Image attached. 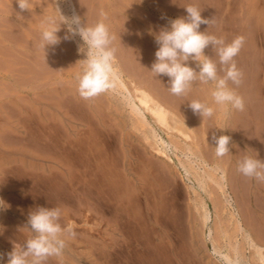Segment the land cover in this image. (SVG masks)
<instances>
[{
    "label": "rangeland",
    "instance_id": "rangeland-1",
    "mask_svg": "<svg viewBox=\"0 0 264 264\" xmlns=\"http://www.w3.org/2000/svg\"><path fill=\"white\" fill-rule=\"evenodd\" d=\"M34 1L42 6H39L40 8H45L49 0ZM85 1L84 8H88H85L88 15H86L83 20L86 18L84 20L86 24L93 25L98 21H102L106 24L111 36H115L113 38L115 43L112 40L113 43H111V47L117 50L114 51V54L116 52L115 55L119 54L121 55L120 58H124H122L121 61L124 60L128 62L129 57H132L136 52L139 53L140 56L145 57L144 61L147 63L148 72H150L149 79L146 83L148 84L147 86L151 89L156 87L162 88V90H164L163 95H165V91L169 89L163 86L164 82H159L161 76L157 77V75L150 70L151 64L155 58L152 59L154 57L153 52V55L151 57L149 56L151 55V50L155 52L157 44L152 35L150 36L149 34V36L147 35L144 39V36L136 35L134 30L137 32V29H141L142 31L145 30L144 32L147 33L148 29L151 27H148L149 22L152 25L156 18H159V20L163 18L161 21L165 22L164 24L166 25L169 18L185 15V9L170 4L169 0H143V3L139 4L135 3L134 0H127L128 3H126V0H116V2L118 1L117 3L115 0H87L88 4ZM103 1L104 4L102 3ZM176 2L180 5L195 4V6L202 10V16L210 18L208 25H200L201 31H205L217 37H224L226 41H231L236 36H242L244 38L243 45L239 53L234 57V60L238 68H243V71L241 70L242 72L246 70V74L242 73V75H245H243L244 77L242 76L241 79V81L244 80L246 82L244 83L243 81L241 84L237 85V87H241H239V89L235 88L236 85H232L231 82H229L230 86L233 87L240 96L243 95L242 97H244L245 95L244 98H246V102L243 98L245 106L242 109L243 111H241V109L232 108L230 105H228V107L216 105L211 97V91L214 86L213 83H204V87V85H202L203 82L198 80L194 81L196 82V87H194L197 90L195 93L197 96L193 98V100L197 99L211 106L214 112L210 117L206 116V118H201L199 114L198 116L197 113L194 114L193 110L187 106L192 100H190V96L184 95V93L183 96L181 94L179 96L172 93L174 97L169 100L170 104L168 102L166 103L167 107L171 108V114L168 120L169 124L173 125L178 117H183L187 124L190 125L189 135L191 139H187L186 142H196L198 145L194 146V144H192L190 147L192 150L200 152V149H203L201 148L203 146L202 139L206 138L208 142L210 140L209 147L211 150V159H209L213 161L212 165L213 163H223L222 165L228 169L226 174L228 186L225 185V193H222L212 180L205 177L206 174H203L202 171L207 170V167L198 163L199 160L192 155L190 156L189 151L185 149L186 145L184 142L180 141V138H177V133L174 130L156 125L147 111L142 113L146 116L145 123L148 125L141 122L140 112L135 114L130 112L128 106L123 103L121 94H117L116 91L108 90L97 95L99 97L98 101H104L101 103V107L97 109L98 115L96 119L99 118L98 123L100 122V124L96 122L95 124L89 123L91 121L93 123V119L95 118H92L91 121L88 120L91 119L90 114L88 113L87 115L88 110L79 103H74L72 99L68 98L62 99V101L53 99L56 105L53 109H50V113L47 116L44 114L39 115V117H41L39 125L34 122V118L28 117L26 120H22V127L20 126L21 131L19 132L15 130L8 131L6 129L2 118L4 116L0 110V117L2 116V119L0 118V197H3V199L11 205L8 209L0 211V225L4 226L3 234H0V254L7 253L11 250L12 241L14 243L23 244L25 239L30 235L27 227H20L18 229V226L26 222L29 209H34L38 206H46L61 208V223L72 224L74 226L75 236L68 239L66 247L60 257H51L45 264H228L222 256L214 251V248H219L222 253H228L231 258H234L232 246L237 247L239 250V264H261L257 259V254L254 252V249L248 242H244L242 231L237 230L235 222L237 220L243 227L247 226V228L253 229L252 231H255L264 251V181H257L253 177L245 176L237 169L238 161L247 154L250 156L254 155L253 157L258 154V158L264 159V0H176ZM111 5H113L114 8L111 7ZM90 6L93 12H95L91 15L89 14L91 9L89 8ZM104 7L106 8L104 9ZM155 8L157 12L154 11L156 10ZM103 10L108 12L106 13L107 16L109 15L108 17L103 16ZM118 13L121 15L118 16ZM110 14L113 15L111 16ZM141 14L142 16H140ZM133 15H137L140 19H137L138 17ZM51 17L50 20L55 18L53 15H51ZM40 18L42 19L41 21ZM46 19L47 18L40 16L37 19L35 18L34 21L37 25L46 26L50 21ZM56 20L57 18H55V21ZM118 23L120 24L117 25ZM138 24L140 28L139 26H133ZM132 26L133 30H131ZM60 30L59 33H65L66 31L63 26ZM110 30H113L114 33ZM116 36H120L117 37L118 41H116ZM149 37H151V40ZM119 39H121L120 41L122 44L118 43ZM148 39L151 42H148ZM71 42H74V40L72 39ZM129 42L133 47L138 45V49L134 48L132 50L131 45H127ZM141 42L145 48L141 45ZM147 44H149V46ZM70 46L71 44L67 49L69 53L67 54V58L63 60V63L52 65V70L48 73L52 75L50 82H52L53 85L57 86V82L60 83V81H63L65 85L77 89V78L82 71L79 69V64L71 53L72 50ZM208 47L204 49V52L207 54L210 51L207 55L211 56L213 60L218 61L215 50L212 49L211 45ZM127 49L130 51L127 52ZM146 49L148 50L146 51ZM149 50L150 53H148ZM142 51H144V53ZM115 55L114 58H116ZM146 59L150 61L147 62L148 60ZM124 61H122V63H124L123 65L126 67L130 61L128 63ZM190 63H193V67H196L194 62L190 61ZM127 66L128 69L130 64ZM217 67L218 75H221L223 71L220 70V65ZM150 75L152 77L154 76L153 79ZM155 76L160 79L157 80ZM122 78L132 91L133 83L130 82V77L124 75ZM21 80L24 82L26 79L23 78ZM150 83L155 85H151ZM158 83L159 85L162 84L163 87L161 85L159 87ZM166 96L167 94L165 97ZM178 99H180L181 102ZM67 105L70 109H68ZM107 105H109L108 109ZM102 106L104 108H102ZM180 107L182 109H180ZM184 108L186 109L183 110ZM241 112L243 114H241ZM253 117L256 118V121ZM192 118L195 119L193 120ZM207 119L209 124H207ZM25 123L27 125H25ZM88 123L90 125H88ZM111 123L113 125H111ZM256 123L257 126L255 125ZM36 126H39L38 129ZM53 126L55 128H53ZM25 127L28 128L27 133L26 131L24 133V130H26ZM48 127H51V129ZM95 127L98 129L96 130ZM41 128L44 129V132ZM93 128H95V131ZM39 129L46 135L49 134L51 136L52 134V136L49 137V135H44ZM84 130L88 133L85 134ZM82 131H84V133ZM37 132L41 134H36ZM9 133L12 134L10 135ZM31 133H33V135ZM144 134L147 135V138H144ZM213 134L217 136L220 134L232 136L229 145L230 151L223 156H217L215 153L214 141L212 139ZM14 135L18 136L16 137ZM22 135L25 136V139H27L26 141L25 139L23 140L24 137H22ZM40 135H43V139L45 137L43 141ZM64 135L66 137H64ZM236 135H239L238 138ZM253 135L256 138L253 137ZM126 136L129 137L131 144L128 145L125 150L123 145H121V137L124 138ZM38 137L41 139L37 140ZM47 137H49L47 139V143L49 142L48 144L46 143ZM160 138L164 142L166 154L171 160L175 162L176 160H180L189 168L193 165L196 167L197 165L200 166L196 171H198V175L205 179V190L202 191L197 188L196 183L194 184L195 189L190 188L189 185L192 183L187 179L183 168L180 166H178L181 171L180 175L171 174L168 177L156 171L155 167L160 161L162 162V160H166L169 165H173L171 161L158 154L154 149L157 144L159 147H163L160 143ZM52 139H54V141H52ZM33 141L36 144H34ZM37 141H40L39 144ZM15 142H17L16 145ZM26 142L33 144V147ZM118 142H120V145ZM54 143H57L58 145H56L59 147L56 148ZM45 144H47V146ZM96 144L97 146H95ZM41 145L48 148L51 146L48 149L50 153L58 151L52 155L47 148H44L43 151H48V153L45 154L46 152L44 153L42 151L43 147L40 148ZM239 146L241 148H239ZM36 148H40L42 153H40V149L36 150ZM67 148L68 150H66ZM119 148L121 150H119ZM252 148H256L257 150ZM116 151L120 156L115 153ZM139 151H141L142 154H140ZM125 155L132 158V171L136 172V175L142 180H145L143 182H145L146 188H141L135 193H133L131 189L132 187L129 181L130 176L125 174V168L127 166ZM59 158L61 159L59 160ZM151 160L153 161L150 163V166H148ZM120 161H122V163ZM147 162L148 164L146 165L145 163ZM154 163L155 165H153ZM138 168L140 170H138ZM53 169L55 170V174ZM154 171H156V173ZM146 172L148 173L146 174ZM231 173L234 175V179ZM165 177L168 178L166 179ZM171 177L173 179H171ZM212 177L213 179H217V172H213ZM241 183L243 185H241ZM144 189L146 191H144ZM70 193L73 194V197ZM226 197L228 201L225 200ZM123 199L126 200L124 201ZM201 203H204L209 211L210 217L207 222H203L201 218ZM186 223L188 225H186ZM196 231L199 234L196 233ZM119 234L121 239H119ZM191 247L192 250H190ZM194 248H197L198 251L195 252L193 250ZM6 259L7 256L4 255L3 260ZM232 264H234V262H232Z\"/></svg>",
    "mask_w": 264,
    "mask_h": 264
},
{
    "label": "bare ground",
    "instance_id": "bare-ground-1",
    "mask_svg": "<svg viewBox=\"0 0 264 264\" xmlns=\"http://www.w3.org/2000/svg\"><path fill=\"white\" fill-rule=\"evenodd\" d=\"M84 1L85 0H49L45 6V8H40L42 6H40V4H38L36 1L34 0H31V4H30V11L28 10H20L17 3H16V0H0V110L2 111V114L4 117L3 118V122H4V126L6 127V129L9 131H21V128L20 126L22 127V123L21 121L24 119L26 120L28 117L29 118H34V122L38 123L39 125V122H40V118L39 115L40 114H44V115H48L50 113V109H53L54 106L56 105L55 102L53 101V99L57 100V101H62V99H72L75 102L79 103L82 107H84L85 109H87V115L88 113L90 114V118L91 119H88V120H92V118H95L93 119V123L92 121L89 122L91 124H95L98 123L99 121V118L96 119L97 117V112L100 107H101V103L104 102V101H98L99 100V97L96 95L94 97H91V98H88V99H83V97H81L77 91L76 88H72V87H69L67 85L64 84V82L60 81L56 83L57 86L53 85L52 82H50V79H51V74L50 73V70L51 69V66L52 65H55V64H62L63 63V60H65L67 58V54L69 53L68 52V48H69V45L71 44L70 48L72 50V55L74 57L75 60H77L78 64H79V69L82 71V62L81 61H78L79 59L83 58V54L82 53H78L77 51V47L78 45L81 43V40L79 38V36H74L73 38L71 39H68V40H64L62 39L61 42L54 46L53 47H48L46 49V55L44 54V51L43 49H41L39 47V40H40V32H41V29L44 27V26H40V25H37L35 24L36 22L34 21V19L36 18H39L40 16L42 17H45L47 18L46 20H50L51 15H53V17L57 18L56 21H58V19H60V13H59V10L58 8L60 9L61 13L65 16H68V17H71L73 15H79L82 20L83 18L88 15L87 14V11L85 10L88 9L87 7L84 8ZM124 1V0H123ZM130 1V0H129ZM148 1V0H147ZM39 2V1H38ZM87 3V0L85 1ZM116 2V0H115ZM118 2V1H117ZM116 2V3H117ZM161 2V1H160ZM96 3V2H95ZM104 4V1L102 2ZM126 3H128V1L126 0ZM149 3V2H148ZM151 3V2H150ZM44 4V3H43ZM88 4V3H87ZM111 4V3H110ZM92 5V4H91ZM130 5V4H129ZM152 5V4H151ZM40 6V7H39ZM94 6V5H93ZM96 6V4H95ZM104 6V5H103ZM124 6V5H122ZM44 7V6H43ZM58 7V8H57ZM111 7L114 8L113 5H111ZM118 7V6H117ZM40 8V9H39ZM91 8V6L89 7ZM97 8V7H96ZM106 7H104L105 9ZM127 8V7H126ZM157 8V6H156ZM155 8V9H156ZM161 8V7H160ZM133 9V8H131ZM159 9V8H158ZM98 10V9H97ZM136 10V9H134ZM138 10V9H137ZM140 10V9H139ZM96 11V10H95ZM104 11V10H103ZM128 11V10H127ZM130 11V10H129ZM143 11V10H142ZM141 11V12H142ZM155 12H157V9L154 10ZM159 11V10H158ZM98 13H100L99 11H97ZM119 12V11H118ZM134 12V11H133ZM137 12V11H136ZM95 12H93L92 8L90 9V15L93 14ZM102 13V12H101ZM108 13L107 11H104L103 12V16H107ZM135 13V12H134ZM160 13V12H159ZM40 14V15H39ZM97 14V13H96ZM143 14V12H142ZM142 14L140 16H142ZM147 14V13H146ZM149 14V13H148ZM99 15V14H98ZM111 15V14H110ZM113 15V14H112ZM111 15V16H112ZM116 15V14H115ZM121 15L118 13V16ZM93 16V15H92ZM109 16V15H108ZM107 16V17H108ZM110 16V17H111ZM135 16V15H133ZM144 16V15H143ZM147 16V15H145ZM149 16V15H148ZM95 17V15H94ZM92 17V18H94ZM106 17V18H107ZM135 17H138L137 15ZM49 18V19H48ZM55 18L54 19H51L50 21L54 20L55 21ZM86 19V18H85ZM84 19V20H85ZM96 19V17H95ZM116 19V18H115ZM114 19V20H115ZM136 19V18H135ZM137 19H140L139 17ZM163 19V18H162ZM161 19V20H162ZM42 19L40 18V21ZM102 20V19H101ZM104 20V19H103ZM118 20V19H117ZM120 20V19H119ZM127 20V19H125ZM159 20V18L156 20H154V24H150L149 22V26H151L153 28V30H158V28L160 26H163L165 25L163 21ZM49 21V22H50ZM87 21V20H86ZM91 21V20H90ZM94 21V20H92ZM133 22V21H132ZM145 22H148V21H145ZM44 23V21H43ZM46 23V22H45ZM92 23V22H90ZM95 23V22H94ZM109 23V22H108ZM113 23V22H112ZM139 23V22H138ZM153 23V22H152ZM110 24V23H109ZM120 23H118L117 25H119ZM129 24V23H128ZM140 24V23H139ZM133 25V26H139L140 28V25ZM143 24V23H142ZM89 25V24H88ZM116 25V26H117ZM123 26H124V23H123ZM133 26H132V29L133 30ZM120 27V26H119ZM127 27V26H125ZM130 27V26H129ZM146 27V26H145ZM144 28V27H142ZM109 29V28H108ZM61 31V30H60ZM111 31V30H110ZM119 31V30H118ZM145 31V30H144ZM144 31H142L141 29H137V32L136 30H134V33L136 35H141V36H144V39L145 37L148 35L149 36V33H145ZM112 33L113 30L111 31ZM133 33V32H132ZM58 35H60L61 37H63V32H58L57 33ZM133 35V34H131ZM134 36V35H133ZM151 36V35H150ZM115 37V36H114ZM113 37V38H114ZM117 37H120V36H116V41H118V38ZM127 37V36H126ZM135 38V37H133ZM151 37H149L150 39ZM74 40V42H71V40ZM142 41H143V38L141 37ZM140 39V40H141ZM148 39V42L151 40ZM113 42L115 43L114 39H112ZM121 39H119V44H122ZM131 40V39H130ZM127 41V40H126ZM136 41V39H135ZM112 42V43H113ZM132 42V41H131ZM138 42V40H137ZM151 42V41H150ZM124 43V42H123ZM140 43V42H139ZM142 43V42H141ZM127 44V43H126ZM130 42L127 44L129 45ZM152 44V43H151ZM150 44V45H151ZM112 45V44H111ZM115 45V44H114ZM113 45V46H114ZM118 45V44H117ZM125 45V43H124ZM127 45H126V48H127ZM131 45V48L132 50L134 48H137L138 45L136 47H133L132 44ZM129 45V46H130ZM143 45V43L141 44ZM149 46V44H147ZM146 45V46H147ZM140 46V45H139ZM116 47V46H115ZM114 47V48H115ZM120 47V46H119ZM117 47V48H119ZM142 47V46H140ZM144 47V45H143ZM113 48V47H112ZM125 48V50H126ZM130 48V47H129ZM145 48V47H144ZM154 48V47H153ZM207 48V47H206ZM210 48V47H208ZM138 49V48H137ZM122 50H123V47H122ZM129 52L130 50L127 49ZM148 49H146L147 51ZM154 50V49H153ZM114 51H117L114 49ZM139 51H140V48H139ZM121 52V51H120ZM124 52V51H123ZM133 52V51H132ZM144 53V51H142ZM154 51L151 50V53H150V50L148 51V53H150L149 57H151L153 55ZM210 52V51H209ZM208 52V53H209ZM118 53V52H117ZM135 53V52H134ZM207 53V54H208ZM116 54V52H115ZM114 54V55H115ZM133 54V53H132ZM142 54V53H141ZM206 54V53H205ZM70 55V54H69ZM127 55V54H126ZM129 55V54H128ZM130 55H131V52H130ZM129 55V56H130ZM116 58H114V66L116 68V81H115V86L110 89V90H113V91H116L117 94H121V97H122V101L123 103H125L127 106H128V109L130 112H132L133 114L135 113H139L140 112V120L141 122L145 123L146 122V116L143 115L142 112L144 111H147L149 112V114L151 115V117L153 118V121L156 123V125L160 126V127H166L170 130H174L177 134V138H180V141L184 142V144L186 145V148L189 153H190V156L192 155L193 157H195L197 160H199L198 163H201L203 164L205 167H207V170H203V174H206L205 177H207L208 179L212 180L216 186L222 191V193H225V185L228 186V181H227V177H226V174H227V170L224 165L222 164H218V163H213L212 165V160L211 159V150H210V147H209V142L207 141L206 138H203V146L201 148H203L202 150L200 149V152H197V151H194L192 150L191 145L194 144L197 145L196 142H192L190 141V143H187L186 140L187 139H191L190 135H189V130H190V125L187 124L186 120L183 118V117H178V119L174 122V124H169V115L171 114V108L167 107L166 103L169 102L170 99H172L174 96L172 94V92L170 91V85L169 83L167 82L168 81V78L166 76H161V79L160 78H157L155 76V78H157V80H159V82L163 83L164 87L168 88L169 90H166V94L167 96L165 97V95H163L164 93V90H162V88H153L154 89H151L149 88L146 84L148 79H149V73L148 70H147V63L144 61L145 60V57L143 56H140L139 53L136 52V54H134L132 57H129V60L128 62H125V63H128L130 64V67L127 69V65L126 67L123 65L124 63H122L121 59L123 58H120L121 55H115ZM145 56V54H144ZM148 56V55H147ZM154 56V55H153ZM211 57V56H210ZM72 58V57H71ZM147 58V57H146ZM155 57H153L152 59H154ZM73 59V60H74ZM124 59V58H123ZM148 60L147 62H149L150 60L149 59H146ZM76 62V63H77ZM70 64V63H68ZM73 64V62H72ZM193 64V63H192ZM68 66V65H67ZM73 66V65H72ZM75 66V65H74ZM194 66V65H192ZM217 66H219V64H217ZM243 66V65H242ZM150 67V66H149ZM132 69V70H131ZM149 69V68H148ZM240 69V68H239ZM245 69V68H244ZM131 70V71H130ZM147 70V71H146ZM243 71V68L240 69ZM74 71V70H73ZM241 71V72H242ZM246 71V70H245ZM242 72V73H245ZM49 72V73H48ZM80 72V71H79ZM58 73V72H57ZM219 74V73H218ZM223 74V73H222ZM221 74V75H222ZM246 74V73H245ZM243 74V75H245ZM128 76L130 77V82L133 83V88H132V91L128 88V86L126 85V83L123 81V78L122 76ZM152 75V74H151ZM150 75V76H151ZM242 75V76H243ZM154 77V76H153ZM153 77L151 76V78L153 79ZM244 77V76H243ZM26 79L24 82L21 80V79ZM150 78V79H151ZM154 78V79H155ZM151 79V81H152ZM155 80V81H157ZM163 80V81H162ZM150 81V82H151ZM154 81V82H155ZM199 81V80H198ZM244 80H242L241 82H243ZM153 82V81H152ZM246 81H244L245 83ZM156 83V82H155ZM151 85H155V84H152L150 83ZM196 82H192V84L189 86V88L184 92V95H188L190 96V100H193V98H196V86H195ZM230 84V83H229ZM241 84V83H240ZM59 85V86H58ZM132 85V84H131ZM159 85V83H158ZM157 85V86H158ZM162 86V84H160ZM159 85V87H160ZM202 85H204V83H202ZM243 85V84H242ZM162 86V87H163ZM195 86V87H194ZM208 86V85H207ZM247 86V85H246ZM151 87V86H150ZM205 87V85H204ZM240 86L236 87L235 88H238L239 89ZM243 87V86H242ZM241 88V87H240ZM156 89V90H155ZM160 89V90H159ZM211 89V88H210ZM200 90H203V89H200ZM241 90V89H240ZM243 90V89H242ZM245 90V89H244ZM77 91V92H76ZM170 91V92H169ZM24 94H22V93ZM199 92V90H198ZM237 92V91H236ZM249 93V92H248ZM205 94V93H204ZM183 96V94H181ZM176 96V95H175ZM180 96V95H179ZM199 96V95H198ZM243 96V95H242ZM241 96V97H242ZM245 97V95H244ZM242 97V98H244ZM253 97V96H252ZM177 98V97H176ZM185 98V97H184ZM183 99V98H182ZM188 99V97H187ZM203 99V98H202ZM201 99V100H202ZM246 98H244V101H245ZM103 100V99H102ZM180 100V99H178ZM197 100V99H196ZM210 100V99H209ZM184 101V100H183ZM200 101V100H199ZM213 101V100H212ZM181 102V100H180ZM179 102V103H180ZM202 102V101H201ZM246 102V101H245ZM172 103V102H171ZM104 104V103H103ZM175 104V102H174ZM100 105V106H99ZM185 105V104H184ZM173 106V105H171ZM175 106V105H174ZM178 106V105H177ZM182 106V105H181ZM188 108H189V105H187ZM68 107V105H67ZM228 107V106H227ZM245 107V106H244ZM102 108H104L102 106ZM109 108V105H107V109ZM187 108V107H186ZM186 108H184L183 110H185ZM68 109H70L68 107ZM177 109V108H176ZM180 109H182L180 107ZM191 109V108H190ZM66 110V109H65ZM192 110V109H191ZM82 111V110H81ZM173 111V110H172ZM175 111V110H174ZM189 111V110H188ZM243 111V110H241ZM77 112V111H76ZM177 112V111H176ZM181 112V111H180ZM190 112V111H189ZM188 112V113H189ZM214 112V110H213ZM237 112V111H236ZM82 113V112H81ZM92 113V114H91ZM193 113V112H192ZM253 113V112H252ZM251 113V114H252ZM85 114V113H84ZM111 114V113H110ZM195 114V113H194ZM236 114V113H235ZM241 114H243L241 112ZM1 115V114H0ZM101 115V114H100ZM178 115V114H177ZM182 115V114H181ZM188 115V114H186ZM185 115V116H186ZM231 115V114H230ZM233 115V114H232ZM237 115V114H236ZM57 116V115H56ZM68 116V115H67ZM84 116V115H83ZM82 116V117H83ZM198 116V114H197ZM235 116V115H234ZM252 116V115H251ZM254 116V115H253ZM0 117V118H1ZM38 117V118H37ZM89 117V116H87ZM104 117V116H103ZM177 117V116H176ZM196 117V116H195ZM200 117V116H199ZM223 117V116H222ZM1 118V119H2ZM57 118V117H56ZM102 118V117H101ZM110 118V117H109ZM190 118V117H189ZM197 118V117H196ZM206 118V116H205ZM219 118V117H218ZM255 118V117H253ZM259 118V117H258ZM257 118V119H258ZM38 119V120H36ZM43 119V118H42ZM41 119V120H42ZM47 119V118H46ZM193 119V118H192ZM191 119V120H192ZM195 119V118H194ZM193 119V120H194ZM233 119V118H232ZM231 119V120H232ZM237 119V117H236ZM252 119V118H251ZM250 119V120H251ZM48 120V119H47ZM55 120V119H54ZM53 120V121H54ZM102 120V119H101ZM110 120V119H109ZM198 120V119H197ZM234 120V119H233ZM238 120V119H237ZM203 121V120H202ZM208 121V119H207ZM255 121H256V118H255ZM29 122V121H28ZM106 122V121H105ZM253 122V121H252ZM32 123V121H31ZM48 123V122H47ZM52 123V121H51ZM58 123V122H57ZM60 123V122H59ZM88 123V125H90ZM2 124V123H1ZM20 124V125H19ZM87 124V123H86ZM100 124V122L98 123ZM147 124V123H145ZM209 124V121L208 123ZM24 125V124H23ZM25 125H27L25 123ZM53 125V124H52ZM57 125V124H56ZM61 125V123H60ZM111 125H113L111 123ZM142 125V124H141ZM148 125V124H147ZM194 125V124H193ZM192 125V126H193ZM231 125V124H230ZM234 125V124H233ZM236 125V124H235ZM257 126V123L255 124ZM1 126V125H0ZM86 126V125H85ZM197 126V125H196ZM210 126V125H209ZM255 126V127H256ZM261 126V125H260ZM263 126V125H262ZM35 127V126H33ZM37 127V126H36ZM39 127V126H38ZM37 127V129H38ZM44 127V125H43ZM72 127V126H71ZM194 127V126H193ZM231 127V126H230ZM26 128V127H25ZM45 128V127H44ZM49 128V127H48ZM53 128H55L53 126ZM58 128V127H57ZM87 128V126H86ZM96 130L98 129L97 127H95ZM95 128L94 131H95ZM150 128V127H149ZM199 128V127H198ZM254 128V127H253ZM27 129L24 130V133L26 131L27 133ZM36 129V130H37ZM43 129V128H41ZM41 129L40 132L42 131ZM46 129V128H45ZM51 129V127L49 128ZM207 129V127H206ZM218 129V128H217ZM3 130V128H2ZM6 130V131H7ZM38 130V131H39ZM52 130H56V129H52ZM51 130V131H52ZM152 130V129H151ZM208 130V129H207ZM260 130V128H259ZM7 131V132H8ZM85 131V134L88 133ZM84 131H82L84 133ZM112 131V130H111ZM219 131V130H218ZM30 132V131H28ZM40 132H37L36 134L40 133ZM43 132H44V129H43ZM41 132V133H43ZM48 132V131H47ZM54 132V131H53ZM66 132V131H65ZM97 132V131H96ZM23 133V134H24ZM40 133V134H41ZM52 133V132H51ZM92 133V132H91ZM8 134V133H6ZM10 135L12 133H9ZM33 135V133H31ZM30 134V135H31ZM44 135H46L45 133H43ZM62 134V133H61ZM60 134V135H61ZM94 134V133H93ZM19 135V134H18ZM17 135V136H18ZM49 135V134H48ZM46 135V136H48ZM63 135V134H62ZM128 135H129V132H128ZM16 136V135H14ZM16 136V137H17ZM27 136V135H26ZM36 136H39V135H36ZM41 136V135H40ZM43 136V135H42ZM41 136L42 138V141L45 139H43V137ZM52 136V134H51ZM49 135V137H51ZM58 136V135H57ZM102 136V135H100ZM237 136V135H236ZM239 136V135H238ZM237 136V138H238ZM2 137V136H1ZM23 140L25 139V136L22 135ZM35 137V136H33ZM47 137L46 138V143H47V139L49 138ZM64 137H66L64 135ZM73 137V136H72ZM87 137V136H86ZM93 137V136H92ZM91 137V138H92ZM232 137V136H231ZM253 137H255L253 135ZM3 138V137H2ZM19 138V137H18ZM28 138V137H27ZM41 138H37V140H40ZM53 138V137H52ZM83 138V137H81ZM80 138V139H81ZM144 138H147V135L144 134ZM196 138V137H195ZM240 138V137H239ZM256 138V137H255ZM21 139V137H20ZM32 139V138H31ZM36 139V138H34ZM89 139V138H88ZM157 139V138H156ZM10 140V139H8ZM27 139H25L26 141ZM59 140V138H58ZM67 140V139H66ZM153 140V139H152ZM255 140V139H254ZM21 141V140H20ZM41 141V142H42ZM52 141H54V139H52ZM92 141V140H90ZM132 141V140H131ZM154 141V140H153ZM194 141V140H193ZM29 142V141H27ZM26 142V143H27ZM34 142V141H33ZM38 144L40 141H37ZM57 142V141H55ZM93 142V141H92ZM189 142V141H188ZM10 143V142H9ZM17 142H15V145H16ZM23 143V141H22ZM25 143V142H24ZM45 143V141H44ZM49 143V142H48ZM47 143V144H48ZM84 143V142H83ZM159 143V142H158ZM160 143L163 145L164 147V142L161 140L160 138ZM243 143V142H242ZM259 143V142H258ZM8 144V143H7ZM27 144H31V143H27ZM34 144H36L34 142ZM42 144V143H40ZM47 144H45L47 146ZM52 144V143H50ZM55 144V143H54ZM57 144V143H56ZM56 146L59 147V146ZM65 144V143H64ZM117 144V142H116ZM118 144L120 145V142H118ZM131 142H130V139L128 136L122 138L121 137V145H123V148L126 150L127 146L130 145ZM180 144V143H178ZM183 144V143H182ZM183 144V145H184ZM238 144V143H237ZM235 144V145H237ZM244 144V143H243ZM260 144V143H259ZM3 145V144H2ZM13 145V144H12ZM24 145V144H23ZM33 144H31L32 146ZM60 145V144H59ZM89 145V144H88ZM239 145V144H238ZM245 145V144H244ZM8 146V145H7ZM11 146V145H10ZM39 146V145H38ZM46 146H40L43 147L42 151L44 150V148H47V150L51 147L49 146L46 147ZM92 146V145H91ZM97 146V144L95 145ZM137 146V145H136ZM198 146V145H197ZM255 146V145H254ZM23 147V146H22ZM20 147V148H22ZM33 147V146H32ZM80 147V146H79ZM122 147V146H121ZM132 147V146H131ZM161 148L157 145H155L154 149L155 151L160 154L161 156L165 157L167 160L171 161L173 165H169L166 160H162V162L158 161L156 163L157 166L155 167L156 171L159 172L160 174L164 175V176H168L171 175V174H181V171L179 170L178 166L182 167L183 168V171L184 173L186 174L187 176V179L190 181V184L189 187L192 188V189H195V186L194 184L196 183V187L199 188L200 190H205L204 189V184H206L205 182V179L202 178V176L198 175L196 170H198L200 168V166L197 165L194 166H191L190 168L189 167H186L182 161L180 160H176L173 161L171 160V158L166 154V151H165V147L164 148ZM168 147V146H167ZM175 147L177 148V146L175 145ZM235 147V146H234ZM40 148H36V150H39ZM55 148V149H56ZM61 148V147H60ZM64 148V147H63ZM70 148V147H69ZM93 148V146H92ZM140 148V147H138ZM239 148H241L239 146ZM257 148V146H256ZM256 148H252L254 150H257ZM8 149V148H7ZM62 149V148H61ZM97 149V148H96ZM137 149V147H136ZM46 150V149H45ZM51 150H54V149H51ZM68 150V148L66 149ZM74 150V149H73ZM80 150V148H79ZM82 150V149H81ZM116 150V149H115ZM119 150H121L119 148ZM118 150V151H119ZM131 150V149H130ZM129 150V151H130ZM134 150V149H133ZM140 150V149H139ZM199 150V149H198ZM215 150V149H214ZM242 150V149H240ZM247 150V149H246ZM31 151V150H30ZM40 153H42L41 149L39 150ZM38 151V152H39ZM49 151V150H48ZM48 151H43L45 154L48 153ZM58 151V150H57ZM57 151H55V153H57ZM62 151V150H61ZM85 151V150H84ZM88 151V150H87ZM181 151V150H180ZM126 152V151H125ZM140 154L141 151H139ZM232 152V151H231ZM243 152V151H242ZM253 152V151H251ZM50 153V151H49ZM52 153V152H51ZM50 153V154H51ZM55 153H52L55 154ZM88 153V152H87ZM100 153V152H99ZM115 153H117L119 156L120 154L116 151ZM123 153V152H122ZM133 153V152H132ZM135 153V152H134ZM144 153V152H143ZM173 153V152H172ZM235 153V151H234ZM254 153L256 154V152L254 151ZM258 153V152H257ZM61 154V153H60ZM83 154V153H82ZM139 154V155H140ZM174 154V153H173ZM21 155V154H20ZM51 155V156H52ZM57 155V154H56ZM172 155V154H171ZM175 155V154H174ZM188 155V154H187ZM243 155V154H242ZM248 155V154H247ZM71 156V155H70ZM90 156V155H89ZM122 156V155H121ZM254 156V155H253ZM72 157V156H71ZM87 157V156H86ZM118 157V156H117ZM123 157V156H122ZM121 157V158H122ZM145 157V156H143ZM54 158V157H53ZM73 158V157H72ZM72 158H71V161H72ZM90 158V157H89ZM103 158V157H102ZM119 158V157H118ZM117 158V159H118ZM125 158L127 159L126 161V168H125V171L126 173L125 174H128L130 176V183H131V189H132V192L135 193L137 192L139 189H143V188H146L145 187V180H142L139 176L136 175V172L132 171V166H133V161H132V158H130L129 156H126L125 155ZM146 158V157H145ZM210 158V159H209ZM228 158V157H227ZM22 159V158H21ZM61 158H59L60 160ZM92 159V158H91ZM149 159V158H148ZM224 159V158H223ZM58 160V159H57ZM63 160V158H62ZM65 160V159H64ZM89 160V159H88ZM118 160H121V159H118ZM146 160V159H145ZM192 160V159H191ZM226 160V159H225ZM105 161V160H104ZM153 160H151L149 162V165L150 166V163L152 162ZM189 161V160H188ZM224 161V160H223ZM233 161V160H232ZM230 161V162H232ZM238 161V160H237ZM65 162V161H64ZM106 162V161H105ZM104 162V164H105ZM118 162V161H117ZM116 162V163H117ZM122 163V161H120ZM193 162V160H192ZM211 162V163H210ZM63 163V162H62ZM67 164V163H66ZM94 164V163H93ZM113 164V163H112ZM140 164V163H138ZM146 165L148 164L145 163ZM211 164V165H210ZM155 165V163L153 164ZM233 165V164H232ZM231 165V166H232ZM69 166V165H68ZM93 166H96V165H93ZM106 166V165H105ZM119 166V165H117ZM138 166V165H137ZM142 166V165H141ZM230 166V168H231ZM235 166V165H234ZM70 167V166H69ZM97 167V166H96ZM121 167V166H120ZM139 167V166H138ZM143 167V166H142ZM229 167V166H228ZM115 168V167H114ZM119 168V167H118ZM140 168V167H139ZM138 168V170H140ZM152 168V167H151ZM233 168V167H232ZM74 169V168H73ZM54 170V169H53ZM76 170V169H75ZM94 171H97L95 169H93ZM122 170V169H121ZM154 170V169H152ZM201 170V169H200ZM92 171V170H91ZM102 171V170H101ZM156 171H154L156 173ZM230 171V170H229ZM89 172V171H88ZM99 172V171H98ZM144 172V171H143ZM215 173L217 172V179H213L212 177V173ZM63 173V172H61ZM81 173V172H80ZM79 173V174H80ZM138 173V171H137ZM148 172H146L147 174ZM229 173V172H228ZM54 174H55V170H54ZM58 174V173H57ZM68 174V173H67ZM73 174V172H72ZM91 174V172H90ZM158 174V173H157ZM239 174V173H238ZM102 175V174H101ZM140 175V174H139ZM154 175V173H153ZM202 175V174H201ZM231 175H233L231 173ZM63 176V175H61ZM185 176V175H184ZM185 176V177H186ZM192 176V177H191ZM240 176V175H238ZM60 177V176H59ZM64 177V176H63ZM168 177H165L166 179ZM173 177V176H172ZM171 177V179H173ZM175 178V177H174ZM232 178V177H231ZM240 178V177H239ZM242 178V177H241ZM71 179H72V176H71ZM170 179V178H169ZM229 179V178H228ZM233 179H234V175H233ZM74 180V179H73ZM77 180V179H76ZM80 180V179H79ZM87 180V179H86ZM92 180V179H91ZM256 180V179H255ZM62 181V180H61ZM83 181V180H81ZM89 181V180H88ZM211 181V182H212ZM230 181V180H229ZM239 181V180H238ZM249 181V179H248ZM254 181V180H253ZM258 181V180H257ZM212 182V183H213ZM250 182V181H249ZM255 182V181H254ZM62 183V182H61ZM74 183V182H73ZM79 183V182H78ZM76 184V185H79V184ZM83 183V182H82ZM88 183V182H87ZM257 183V182H255ZM71 184V183H70ZM208 184V183H207ZM239 184V183H238ZM250 184V183H248ZM88 185V184H87ZM147 185V184H146ZM241 185H243L241 183ZM91 186V185H90ZM94 186V185H92ZM85 187V185H84ZM81 188V187H80ZM87 188V187H86ZM75 189L77 190V188L75 187ZM236 189V188H235ZM84 190V189H83ZM86 190V189H85ZM71 191V190H70ZM82 191V190H81ZM129 191V190H128ZM131 191V190H130ZM144 191H146L144 189ZM236 191V190H235ZM80 192V191H79ZM86 192V191H85ZM125 192V191H123ZM213 192V191H212ZM216 192V191H215ZM214 192V193H215ZM76 193V192H75ZM208 193V192H207ZM236 193V192H235ZM71 196L73 197V194L70 193ZM138 194V193H137ZM248 194V193H247ZM83 195V194H81ZM196 195V194H195ZM209 196V195H208ZM242 196V195H241ZM77 197V196H75ZM15 198V197H14ZM124 198V197H123ZM217 198V197H216ZM18 199V198H17ZM71 199V198H70ZM74 199V198H72ZM77 200V199H76ZM124 201L126 199H123ZM121 200V201H123ZM149 200V199H148ZM225 200H227V197L225 198ZM72 201V200H71ZM119 201V200H118ZM128 201V200H127ZM217 201V200H216ZM228 201V200H227ZM226 201V202H227ZM74 202V201H73ZM129 202V201H128ZM156 202V201H155ZM196 202V201H195ZM199 203V202H198ZM89 204V203H88ZM119 204V203H118ZM197 204V202H196ZM72 205V204H70ZM84 206V205H83ZM220 206V205H219ZM71 207V206H70ZM199 207V206H198ZM201 207H202V213L201 214V218L203 220V222H207L208 219H209V211L207 210V207L205 206L204 203H201ZM75 208V206H74ZM87 208V207H86ZM92 208V207H91ZM90 208V209H91ZM120 208V207H119ZM195 208V207H194ZM125 209V208H124ZM147 209V208H146ZM185 209V208H184ZM221 209V207H220ZM74 211V210H73ZM240 211V210H239ZM93 212V211H92ZM186 212V211H185ZM193 213V212H192ZM198 213V212H197ZM257 213V212H256ZM97 214V213H96ZM134 214V212H133ZM186 214V213H185ZM194 214V213H193ZM192 214V216H193ZM187 215V214H186ZM133 216V215H132ZM199 216V215H198ZM121 217V216H120ZM187 217V216H186ZM241 217V216H240ZM118 219V218H117ZM122 219V218H121ZM117 221V220H116ZM115 221V222H116ZM121 221V220H120ZM124 222V221H123ZM202 222V224H203ZM154 223V222H153ZM236 227H237V230H241L242 231V238L244 240V242H248L249 245L254 249V252L257 254V259L259 260V262L261 264H264V251H263V246L261 245L255 231H252L250 228H247L246 227H243L242 224H240L237 220H236ZM192 224V223H191ZM186 225H188L186 223ZM201 225V224H200ZM120 227V226H119ZM196 233H198L196 231ZM221 233V232H220ZM199 234V233H198ZM197 234V235H198ZM117 235V234H116ZM264 235V234H263ZM117 237V236H116ZM260 237V236H259ZM112 239V238H111ZM117 239V238H116ZM119 239H121V236L119 234ZM118 239V240H119ZM117 240V241H118ZM261 240V239H260ZM120 242V241H119ZM198 242V241H197ZM236 243V242H235ZM192 250V247L191 249ZM195 252H197V248H194L193 249ZM214 251L217 252L220 256H222L225 261L228 263V264H232V262H236L238 261V248L235 247V246H232V251H233V255H234V258H231L230 255L228 253H222L221 250L219 248H214ZM194 253V252H193ZM192 254V253H191Z\"/></svg>",
    "mask_w": 264,
    "mask_h": 264
},
{
    "label": "clouds",
    "instance_id": "clouds-1",
    "mask_svg": "<svg viewBox=\"0 0 264 264\" xmlns=\"http://www.w3.org/2000/svg\"><path fill=\"white\" fill-rule=\"evenodd\" d=\"M143 3V0H134ZM133 2V3H134ZM20 10L30 11L31 0H16ZM170 4L183 7L185 15L169 18L166 25L158 30L148 29L153 36L157 47L154 52L150 70L159 76H166L173 94H183L192 82L199 80L203 83L212 82V100L216 105L243 109V98L235 91L232 85H239L242 72L237 67L234 57L239 53L244 38L236 36L231 41L224 37L210 35L200 30L201 24L209 23L208 17L201 15V9L195 4L180 5L176 0H169ZM58 8V7H57ZM60 13L58 22L50 21L41 29L39 47L46 55V49L58 45L62 39L68 40L79 36L81 43L77 47L78 53L83 54L82 72L77 78V91L85 99L106 92L115 86L116 68L114 66V49L108 27L102 21L88 25L79 15L71 17ZM66 29L64 36L57 33L61 27ZM209 45L215 50L218 57L213 60L205 54L204 49ZM194 62L196 67L190 63ZM223 75H218L217 64ZM189 107L201 118L211 116L213 108L199 100L189 102ZM223 130V129H222ZM217 156H223L230 151L231 137L228 134H213L212 137ZM237 169L243 175L264 181V159L250 155L243 156L237 164ZM11 205L0 197V211ZM62 211L60 207L38 206L30 208L26 222L18 226L27 227L30 232L23 244L14 243L12 248L0 254V264H45L51 257H60L66 247L68 239L75 236L72 224L61 223ZM4 226L0 225V234ZM6 255L7 259L3 260ZM234 264H239L238 261Z\"/></svg>",
    "mask_w": 264,
    "mask_h": 264
}]
</instances>
